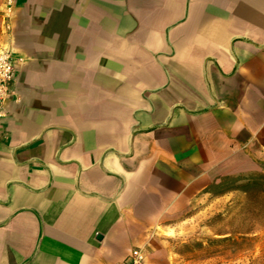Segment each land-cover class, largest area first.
<instances>
[{
	"label": "crops",
	"instance_id": "1",
	"mask_svg": "<svg viewBox=\"0 0 264 264\" xmlns=\"http://www.w3.org/2000/svg\"><path fill=\"white\" fill-rule=\"evenodd\" d=\"M0 0V264H179L171 219L264 169V0Z\"/></svg>",
	"mask_w": 264,
	"mask_h": 264
},
{
	"label": "rangeland",
	"instance_id": "2",
	"mask_svg": "<svg viewBox=\"0 0 264 264\" xmlns=\"http://www.w3.org/2000/svg\"><path fill=\"white\" fill-rule=\"evenodd\" d=\"M207 181L208 194L171 219L179 264H264V169L243 180Z\"/></svg>",
	"mask_w": 264,
	"mask_h": 264
},
{
	"label": "built area",
	"instance_id": "3",
	"mask_svg": "<svg viewBox=\"0 0 264 264\" xmlns=\"http://www.w3.org/2000/svg\"><path fill=\"white\" fill-rule=\"evenodd\" d=\"M14 0H8L9 13ZM17 76L16 60L9 48H0V130L5 118V102L10 94L11 86ZM121 264H150L149 253L146 247L133 248Z\"/></svg>",
	"mask_w": 264,
	"mask_h": 264
}]
</instances>
